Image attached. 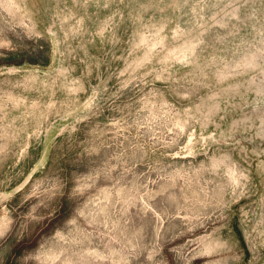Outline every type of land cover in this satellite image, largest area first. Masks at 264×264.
Here are the masks:
<instances>
[{"label":"rangeland","instance_id":"1","mask_svg":"<svg viewBox=\"0 0 264 264\" xmlns=\"http://www.w3.org/2000/svg\"><path fill=\"white\" fill-rule=\"evenodd\" d=\"M0 264H264V0H0Z\"/></svg>","mask_w":264,"mask_h":264},{"label":"bare ground","instance_id":"2","mask_svg":"<svg viewBox=\"0 0 264 264\" xmlns=\"http://www.w3.org/2000/svg\"><path fill=\"white\" fill-rule=\"evenodd\" d=\"M45 156V155H44ZM49 156V155H48Z\"/></svg>","mask_w":264,"mask_h":264}]
</instances>
